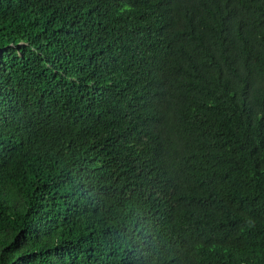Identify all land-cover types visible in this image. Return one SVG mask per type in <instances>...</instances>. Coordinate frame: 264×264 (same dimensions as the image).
Returning <instances> with one entry per match:
<instances>
[{
    "label": "trees",
    "instance_id": "1",
    "mask_svg": "<svg viewBox=\"0 0 264 264\" xmlns=\"http://www.w3.org/2000/svg\"><path fill=\"white\" fill-rule=\"evenodd\" d=\"M0 264H264V0H0Z\"/></svg>",
    "mask_w": 264,
    "mask_h": 264
}]
</instances>
